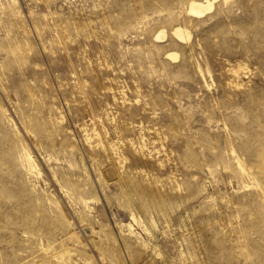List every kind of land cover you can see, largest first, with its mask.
<instances>
[{
	"label": "rangeland",
	"instance_id": "obj_1",
	"mask_svg": "<svg viewBox=\"0 0 264 264\" xmlns=\"http://www.w3.org/2000/svg\"><path fill=\"white\" fill-rule=\"evenodd\" d=\"M0 264H264V0H0Z\"/></svg>",
	"mask_w": 264,
	"mask_h": 264
},
{
	"label": "bare ground",
	"instance_id": "obj_2",
	"mask_svg": "<svg viewBox=\"0 0 264 264\" xmlns=\"http://www.w3.org/2000/svg\"><path fill=\"white\" fill-rule=\"evenodd\" d=\"M213 2L211 1H205V2H196L191 1L188 5V13L192 16H201L205 12H208L212 9ZM173 36L180 40H189L190 34L187 31H183L181 28L177 27L174 28L172 31ZM165 36L164 32H161L157 39H163ZM172 57V55H170ZM38 172V171H37Z\"/></svg>",
	"mask_w": 264,
	"mask_h": 264
}]
</instances>
